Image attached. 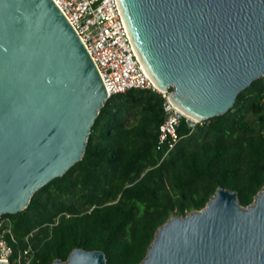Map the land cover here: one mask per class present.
<instances>
[{
  "label": "water",
  "instance_id": "95a60500",
  "mask_svg": "<svg viewBox=\"0 0 264 264\" xmlns=\"http://www.w3.org/2000/svg\"><path fill=\"white\" fill-rule=\"evenodd\" d=\"M118 3L156 87L193 120L225 114L264 78V0ZM107 98L52 0H0V217L82 159ZM106 262L101 250L74 248L52 264ZM139 264H264V187L246 207L218 187L202 209L167 219Z\"/></svg>",
  "mask_w": 264,
  "mask_h": 264
},
{
  "label": "trees",
  "instance_id": "16d2710c",
  "mask_svg": "<svg viewBox=\"0 0 264 264\" xmlns=\"http://www.w3.org/2000/svg\"><path fill=\"white\" fill-rule=\"evenodd\" d=\"M164 99L150 89L107 98L80 161L5 214L14 255L30 247V264L65 261L74 248L101 250L106 264H139L171 216L205 207L218 187L243 207L264 187V78L242 90L225 113L159 144ZM10 264H16L14 259Z\"/></svg>",
  "mask_w": 264,
  "mask_h": 264
},
{
  "label": "built area",
  "instance_id": "2783aa9c",
  "mask_svg": "<svg viewBox=\"0 0 264 264\" xmlns=\"http://www.w3.org/2000/svg\"><path fill=\"white\" fill-rule=\"evenodd\" d=\"M72 25L95 63L107 90L112 94L131 89H150L164 99V121L159 127V144L171 149L179 140L177 127L184 118L191 127L201 121L193 120L173 105L169 91L158 89L142 64L118 0H52ZM14 236L10 222L0 217V261L30 264L33 252L26 247L14 255Z\"/></svg>",
  "mask_w": 264,
  "mask_h": 264
},
{
  "label": "bare ground",
  "instance_id": "6f19581e",
  "mask_svg": "<svg viewBox=\"0 0 264 264\" xmlns=\"http://www.w3.org/2000/svg\"><path fill=\"white\" fill-rule=\"evenodd\" d=\"M146 71H147V74L150 76V74H149L148 70H146Z\"/></svg>",
  "mask_w": 264,
  "mask_h": 264
},
{
  "label": "rangeland",
  "instance_id": "374dc122",
  "mask_svg": "<svg viewBox=\"0 0 264 264\" xmlns=\"http://www.w3.org/2000/svg\"><path fill=\"white\" fill-rule=\"evenodd\" d=\"M199 123H201V122H199Z\"/></svg>",
  "mask_w": 264,
  "mask_h": 264
}]
</instances>
